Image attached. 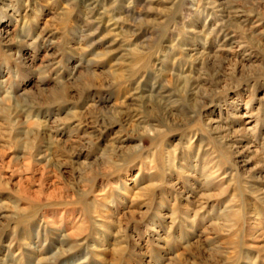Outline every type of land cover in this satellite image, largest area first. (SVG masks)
I'll return each instance as SVG.
<instances>
[{
  "label": "rangeland",
  "instance_id": "obj_1",
  "mask_svg": "<svg viewBox=\"0 0 264 264\" xmlns=\"http://www.w3.org/2000/svg\"><path fill=\"white\" fill-rule=\"evenodd\" d=\"M0 264H264V0H0Z\"/></svg>",
  "mask_w": 264,
  "mask_h": 264
}]
</instances>
